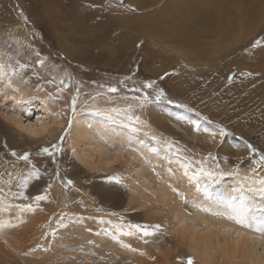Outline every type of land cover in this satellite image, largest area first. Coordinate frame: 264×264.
Returning a JSON list of instances; mask_svg holds the SVG:
<instances>
[{
    "label": "rangeland",
    "instance_id": "rangeland-1",
    "mask_svg": "<svg viewBox=\"0 0 264 264\" xmlns=\"http://www.w3.org/2000/svg\"><path fill=\"white\" fill-rule=\"evenodd\" d=\"M260 38L264 0H0V58L19 73L13 77L17 94L0 93V219L16 225L0 234V264H186L192 242L179 232L180 215L203 218V226L236 225L203 204L222 212L236 196L233 189L246 192L243 177L264 179V164L256 163L264 155V44L252 47ZM119 76L131 79L122 83ZM133 79L155 80L175 103L156 101L149 89L153 100L140 108L129 98L140 93L127 91ZM108 86L120 91L111 93ZM9 96L21 98L23 106ZM44 101L51 113L42 109ZM129 105L130 112L116 115L149 159L131 144L107 145L97 157L98 141L92 140L86 147L103 162L97 168L78 162L70 139L75 118L103 117ZM127 116L140 117V131L127 127ZM70 117L64 151L43 154L58 143ZM217 125L228 134L218 135ZM25 153L28 161L19 159ZM208 153L217 159L205 160ZM185 157L190 173L204 161L233 175L190 180L183 175ZM33 166L39 176L31 175ZM24 179L26 189L20 187ZM68 180L73 185L65 187ZM45 190L49 199L36 211L15 207H35L32 198ZM21 191L27 199L12 196ZM4 200L12 207L6 209ZM158 223L167 225L164 232L148 238L131 227Z\"/></svg>",
    "mask_w": 264,
    "mask_h": 264
},
{
    "label": "snow or ice",
    "instance_id": "snow-or-ice-1",
    "mask_svg": "<svg viewBox=\"0 0 264 264\" xmlns=\"http://www.w3.org/2000/svg\"><path fill=\"white\" fill-rule=\"evenodd\" d=\"M262 44H264V38L257 39L252 44V47H259ZM39 63L41 66H43L44 62L39 61ZM27 67H29L27 64H19V69H26ZM18 74H19L18 69L16 67H13L11 64L6 65L5 63L0 62V93H3L5 89H12L16 92L19 91L18 88H15V89L13 88V77L17 76ZM167 75H169V74L165 73V76H167ZM244 75L250 76V75H252V73H250V72L244 73ZM129 79H131V77H124V81H127ZM161 79H164V77H161ZM124 81H122V83ZM49 82H51V81H49ZM61 83H64V81H61ZM155 84H156L155 80H148V81H145L143 83V85L140 87L133 86L131 88H128L127 89L128 92L140 93V95H132L129 98L137 101L139 104V107L143 108L145 105L152 102L153 97L149 96V93L147 90L153 89V86ZM125 87L127 88V85H125ZM61 91H62V89H61ZM108 91L111 93H116V92H119L120 89L115 87V86H108ZM77 92H79V90H77ZM100 94L101 93H97V95H100ZM6 98L13 100L17 104L22 102V100H16L15 96L6 97ZM31 99H38V97H31ZM154 99L156 101L167 100V102L169 104L175 103V101L167 99V94L165 93L164 89H162V88L158 89L155 92ZM44 103L47 104V101H44ZM77 104H78V98L73 97L71 104H70L72 117H74L76 114ZM179 107L180 108H187V105L180 104ZM131 110H132L131 105H129L127 109L112 108V109H110L109 112L103 113V114H105V115H112V114L126 115L127 112H130ZM95 111H100V110L95 109ZM188 111H192V109H188ZM52 115L62 116V115H64V113L62 111L61 112H54V113H52ZM72 117L69 118L68 127L64 128L62 131V134L59 136L58 143L51 145V149L48 147L43 148L41 150V152L43 154L54 155V153H56V152H63L64 151V149L62 147V143H63L65 137L68 135V133L71 130ZM204 119H207V117H205ZM127 121H128L127 127L132 132L140 131L139 125L144 123L143 121H141L139 116H127ZM121 122L123 123L124 121H121ZM197 127H199V125H197ZM217 128H218V133H217L218 135L225 136L228 134L227 128L223 127L222 125H217ZM28 130L32 131L33 134H36L35 130L32 129L30 126H29ZM45 131H47V130L45 129ZM166 144L169 147V149H171L173 147V143L171 141H167ZM247 147H249L252 150V152L256 151V149L253 148L251 145H247ZM74 151H75V149H73V152ZM12 155L15 156L16 153L13 152ZM30 155H31L30 153H25L24 155L20 156L19 159H21L23 161H28L30 158ZM204 159L205 160H207V159L216 160L217 158L215 156H213L212 153H208V156L205 157ZM225 159H227V157H225ZM184 160L186 161V163L184 164V167H183V175L187 176L190 180L196 179L197 176H204V177H207L209 179H212V178H216V177H220V176H224V175H233V173H225L222 169H220V170L210 169V168L204 166V161L199 162L201 164V166L199 167L198 171L190 173L189 169L191 167V161H189L187 157H185ZM256 163L258 165L264 164V155H260L259 160L256 161ZM218 168H219V165L217 164V169ZM33 169H34V171L31 175L39 176V170L35 169V166H33ZM253 171H255V169H253ZM58 175H59V173H57V176ZM242 180H243L244 186L246 188V192L242 190L239 195L232 196L229 200L226 201L224 210L222 212H218V213L214 212L212 214L225 216L228 220L233 221L236 225H238L242 228H245V229H249L251 232H253L257 235L247 237V239L254 242V243H257L261 246H264V179L255 180L252 177L246 176V177H243ZM71 185H73V181L68 180L65 184V187H68ZM20 187L26 189L28 187V179L22 180ZM48 188L49 189L51 188V184L48 185ZM174 191H177V190L174 189ZM12 196H14V197L15 196H22L25 199L28 198L23 191L17 192V193H12ZM0 199H2V197H0ZM32 199L35 202V207L31 203L21 205V206H15V207H19L22 212L23 211H27V212L36 211V209L40 205V202L46 201L49 199V195L47 193V190H45L41 194L34 196ZM4 205H5L6 209H7V207H12V206L7 204V200H4ZM113 215H115V213H113ZM68 219L69 220H77V219L82 220L83 217H69ZM63 220H64V216L62 215L60 217V221H59L61 226H63ZM15 226L16 225L12 224L10 220L0 219V234H3V232L6 228L15 227ZM131 227L135 228L144 238H148V237L156 236V235L164 232L167 225L166 224H159V223L154 224V225L135 224V225H131ZM220 233L224 236H228V235L233 233V229L228 228V227H224V228L220 229ZM53 234H54V232H53ZM129 234H131V233H129ZM235 237H236V239L234 242H235L236 248L239 249L242 240L245 238V233L235 232ZM145 242H147V239H145ZM38 247L42 248V246H38ZM124 247L130 248L131 246L130 245H124ZM25 255H27V253ZM237 255H238V253H237ZM151 259L155 260L156 258L153 256V257H151ZM186 264H196L195 257L192 255H189L187 257ZM205 264H211V262L206 260ZM232 264H248V261L245 257V258L233 260ZM261 264H264V261H262Z\"/></svg>",
    "mask_w": 264,
    "mask_h": 264
},
{
    "label": "bare ground",
    "instance_id": "bare-ground-1",
    "mask_svg": "<svg viewBox=\"0 0 264 264\" xmlns=\"http://www.w3.org/2000/svg\"><path fill=\"white\" fill-rule=\"evenodd\" d=\"M243 23H245L244 20ZM0 62H3L1 58H0ZM15 85L13 84V86ZM16 87L17 86H15V88ZM10 93H12V95L17 94V92L14 90H12ZM16 100H21V98H17ZM17 105L21 107L23 106L22 103H19ZM42 107H43L42 109H44L46 113H51L52 109L49 106H46L45 103H42ZM88 111L91 112L92 109H89ZM89 114L90 113L84 114L81 117L82 119L80 118V116L76 117L75 122L73 123L72 126V130L70 132V139L72 140L71 153L73 154L74 157L77 158L78 162L85 164V166H88L87 168L96 167L98 162H103L102 158L98 159L99 161H95L94 158H92L93 154H91L90 148L86 147L89 144V142L92 140L98 141V147L96 148L95 151L97 157H102V155L104 154L105 147L107 145L126 146L127 144H131L136 149L137 155H143L146 160L149 159L147 151L144 150L143 146L139 143V141L135 140L134 134L132 135V133H129V131L126 128L121 127L123 124L120 123V120L116 114L114 115L103 114V117H101L102 115L94 116L93 114L91 115ZM16 118H13L14 122L17 125V128L19 127L20 129L22 127V123L18 118L17 119ZM98 118H100V120ZM90 123L91 125H89ZM32 129H34L35 132L37 133L35 128ZM73 149H75L74 152ZM120 153L122 152H120L119 150L115 152V158H117L118 154ZM105 158L107 161L109 160L107 159L109 157H105ZM106 160H104V162ZM180 174L181 173H179L178 175L176 172L177 176H181ZM232 192L235 195H237L238 190L235 188L232 190ZM159 196L161 195L159 194ZM203 206H207V209L210 213H214L219 209L218 205L216 206L208 202H206L205 205L203 204ZM192 218H188V217L186 218L185 215L179 216L178 218V223L180 225L179 232L183 233L191 240L192 247H189V249L192 250L191 254L195 258L200 260L202 263H205L206 260H208L211 262V264H232L233 260L241 259L245 257L248 261V264H261V262L264 261V246H261L247 239V237L254 236L257 234L253 232H249L248 230L246 231L245 228H240L237 225H231V224L223 225L224 224L223 223L220 225H216L217 223L212 224V223H207L208 222L207 221L203 226V224H201L203 218L202 220L199 217L194 218L193 216ZM224 227L232 228L233 233L228 236L222 235L220 233V229ZM235 232L245 233V238L242 240L239 249L236 248L234 242L236 239Z\"/></svg>",
    "mask_w": 264,
    "mask_h": 264
},
{
    "label": "trees",
    "instance_id": "trees-1",
    "mask_svg": "<svg viewBox=\"0 0 264 264\" xmlns=\"http://www.w3.org/2000/svg\"><path fill=\"white\" fill-rule=\"evenodd\" d=\"M120 77H121V76L116 77L115 80H116V81H123L124 78H120ZM147 81H148V80H147ZM139 82H143V83H144L145 80H141V79H139V80H138V79H133V81H132V83H131V87H133V86H136V87H140V86H142L143 83L140 84V85H138ZM153 89H154L155 91H157L158 89H161V88H158V87H156V86H153ZM162 89H163V88H162ZM151 90H152V89H151ZM151 95L154 96L155 94L152 92Z\"/></svg>",
    "mask_w": 264,
    "mask_h": 264
}]
</instances>
